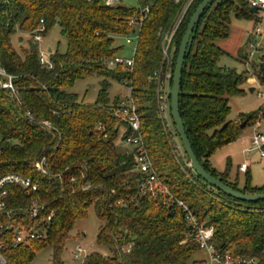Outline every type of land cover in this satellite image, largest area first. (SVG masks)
<instances>
[{
	"label": "trees",
	"instance_id": "1",
	"mask_svg": "<svg viewBox=\"0 0 264 264\" xmlns=\"http://www.w3.org/2000/svg\"><path fill=\"white\" fill-rule=\"evenodd\" d=\"M123 1L108 5L104 0H0V60L16 75L18 89V94H12L0 85V176L16 172L39 185L32 195L10 186L11 206L38 197L49 205L45 213L56 210L42 239L14 247L11 234L4 235L6 262L0 260V264H32L36 252L48 245L54 247L53 264H62L60 252L71 230L92 206L101 220L98 241L108 245L112 255L94 252L84 264H206V259L194 257L201 249L189 235L183 212L151 196L131 202L142 175L136 168V150L117 144L125 143L129 131L114 114L122 97L109 96L110 79L131 81L155 169L200 221L215 227L216 247L256 256V264H264V200L233 198L210 186L184 162L180 164L157 113L155 85L149 77L163 65L162 33L174 25L186 0H137L136 5ZM201 1L191 2L173 37V67L183 34ZM139 4H150L151 9L139 29L133 71L111 68L107 60L127 45L117 39L134 33L129 22ZM259 12L252 11L249 0H212L192 34L180 85V111L196 155L210 173L245 193L264 192V186H253L248 174L246 185L239 187L229 181L227 171L212 165L211 157L237 140L264 110L262 106L241 113L238 120L230 118V98L246 94L244 86L251 75L222 64L227 52L220 44L231 35L233 15L259 22ZM41 20L46 26L44 36L58 23L67 38L66 52L53 50L52 69L41 64L38 44L31 38L22 36L20 48L12 43L17 29L23 35L32 33ZM261 52L253 74L264 88V47ZM239 57L247 59L243 48ZM92 75L102 77L101 88L97 101L86 103L69 88ZM43 157L49 174L36 166ZM119 200L124 204H118ZM5 219L0 217V222ZM128 243L132 250L121 252L120 247Z\"/></svg>",
	"mask_w": 264,
	"mask_h": 264
},
{
	"label": "built area",
	"instance_id": "2",
	"mask_svg": "<svg viewBox=\"0 0 264 264\" xmlns=\"http://www.w3.org/2000/svg\"><path fill=\"white\" fill-rule=\"evenodd\" d=\"M118 1L120 0H104L108 5L115 4ZM192 1L193 0H186L174 25L169 30L162 33L163 65L149 77V81L155 85L157 113L173 146V153L180 164L184 162L189 167H191V164L186 156L184 146L171 115V88L174 74L173 37ZM249 2L251 7H259L261 10L264 9V0H249ZM150 9V4H146L145 6L138 5L137 13L129 22L130 26L135 28L134 33L124 37L125 43L130 46V54L124 55L119 53L114 55L107 60V66L111 68L122 66L127 71H133L139 39V29L149 14ZM45 31L46 26L44 20H41L40 25L34 32H27L24 36L26 38H31L38 44V56L41 64L52 69L54 63L51 59V55L54 51L51 47L43 49L40 45L44 38ZM255 34L263 37L264 31L260 26H257ZM259 44L260 40L257 41L256 46L258 47ZM15 77L16 75L10 73L0 60V85L10 90L12 94H18V89L14 82ZM123 83L129 87V93L124 95L120 103L114 108V114L119 118L124 130L128 129L129 131L124 138V142L136 150V168L142 175L138 185V193L131 197V202L135 203L142 197L151 196L160 199L161 202L169 204L172 207L175 206L183 212L190 227L189 235L197 241L199 248L207 253L206 264H256L258 260L256 256H248L246 254L236 255L229 250L217 248L214 242L215 227L200 221L193 213L190 205L173 194L169 184L163 180L159 172L155 169L154 163L149 155L142 132L138 104L132 94L131 81L125 79ZM262 92L260 91L259 95H263L264 92ZM43 123L50 125L48 121H44ZM263 124L264 112H261L253 123L254 135L252 137L251 147L246 150L247 153L258 150L261 156H264V133L260 131ZM101 128L102 126L100 125L99 129ZM36 166L42 173L49 174V166L45 157L39 160ZM249 166V162L245 161L240 166V170L247 171ZM57 176L62 178L61 173ZM72 180L75 181V178L73 177ZM10 186L21 187L26 195H32L39 190L38 183L29 176L21 175L16 172H8L0 176V217L6 218L0 222V260L3 263L6 262L4 256V249L6 248L4 235L11 234L10 242H12L14 247L30 240L42 239L46 237L50 221L56 213V210L52 208L49 209L48 214L45 213L49 205L47 202L41 201L38 197L32 198L29 203L11 206L9 204V198L11 196ZM89 188V184L84 186L85 190ZM124 202V200H119L118 204H124ZM120 250L123 253H128L132 250V244H125L120 247ZM71 252L75 260H80L82 258L86 259L88 256L87 248L81 243L73 247Z\"/></svg>",
	"mask_w": 264,
	"mask_h": 264
},
{
	"label": "rangeland",
	"instance_id": "3",
	"mask_svg": "<svg viewBox=\"0 0 264 264\" xmlns=\"http://www.w3.org/2000/svg\"><path fill=\"white\" fill-rule=\"evenodd\" d=\"M128 5H136L137 0H124ZM260 21L256 22L252 19L238 18L235 15L231 18V26L234 33L231 34L228 40H231L235 51V47L240 40L238 35L239 30L245 34L240 40V48L244 49L247 59H241L233 53H228L222 57V64L229 67L236 68L239 72H247L250 76L249 81L245 84L246 94L239 96H232L230 98L231 113L230 118L239 119L241 113H252L264 106V88L256 80L253 71V64L259 62L262 54L261 49L264 47V36L261 43L256 46V28L260 26L264 31V9L259 12ZM235 34V35H234ZM252 34H255L254 36ZM24 36L22 31L17 29L12 36V43L16 48H20L22 43L21 37ZM233 36V37H232ZM232 37V39H231ZM260 37V36H259ZM117 43H125V38L119 37ZM24 46H28L26 38L23 40ZM254 44V45H252ZM41 48L46 49L51 47L54 51L61 53L67 50V38L62 35L60 24L52 26L41 42ZM238 46V45H237ZM232 51V50H231ZM124 55L130 54V46L126 45ZM249 59V62H248ZM253 74V76H252ZM102 77L92 75L86 78L78 79L76 83L69 88L70 91L79 94L80 100L86 103H94L98 99V93L101 88ZM109 96L114 99L116 96L123 97L129 93V87L114 79H110ZM255 87L254 92L250 91L251 87ZM263 95H259V92ZM261 112H264L261 111ZM264 133V124L260 129ZM254 135L253 124L244 128L241 136L219 149L211 157L212 165L221 172H228V179L233 183H237L239 187H243L247 183L248 174L250 175V183L253 186H264V156H261L258 150H253L247 153V148L251 147L252 137ZM120 148L129 147L128 144L117 141ZM249 162L248 173L240 170V166L245 162ZM101 220L98 217L94 206L90 207L88 215L85 218L79 219L75 227L70 232V238L67 240L63 250L60 252L62 264H84L85 258L75 260L72 255V249L77 244L81 243L87 248L88 255L94 252L101 253L105 256L112 255V250L106 244L99 243L98 233ZM54 247L51 245L45 246L38 250L32 260V264H53ZM195 258H207V253L204 250H198L194 256Z\"/></svg>",
	"mask_w": 264,
	"mask_h": 264
},
{
	"label": "water",
	"instance_id": "4",
	"mask_svg": "<svg viewBox=\"0 0 264 264\" xmlns=\"http://www.w3.org/2000/svg\"><path fill=\"white\" fill-rule=\"evenodd\" d=\"M212 0H202L199 5L197 6L196 10L192 14L189 23L186 27V30L183 34L181 44L179 47L178 56L176 59L175 67H174V74H173V82L171 88V115L182 141V144L185 149V153L188 157V160L191 164V168L194 172L200 176L205 182H207L210 186L216 188L217 190L242 201L247 202H257L264 200V192L258 193H245L238 189L233 188L231 185L223 182L220 178L214 176L210 173L202 164L198 156L196 155L189 135L187 134L185 124L183 122V118L180 111V85H181V78L182 72L185 62L186 53L188 50V46L196 27L199 19L201 18L202 14L204 13L207 6L210 4ZM261 9L259 7H252L253 12H259ZM256 88L253 86L250 88L251 92H254ZM246 125L244 122L241 127L243 128Z\"/></svg>",
	"mask_w": 264,
	"mask_h": 264
},
{
	"label": "crops",
	"instance_id": "5",
	"mask_svg": "<svg viewBox=\"0 0 264 264\" xmlns=\"http://www.w3.org/2000/svg\"><path fill=\"white\" fill-rule=\"evenodd\" d=\"M232 27V26H231ZM232 33H234L233 32V30H231V34ZM244 32L242 31V30H239V33H238V35H239V37H240V40H242V38H243V36H244ZM235 35V34H234ZM253 36L255 35V34H252ZM231 36V35H230ZM230 36L227 38V39H223V40H221L220 41V44H221V46L228 52V53H233L234 55H237V56H239V51H240V45L239 44H241L240 43V40L238 41V46L236 45V47H235V51H234V48L233 49H231L232 47H233V44H232V42H231V40H228L229 38H230ZM233 37V36H232ZM232 37H231V39H232ZM262 37H259L257 34H256V40L257 41H259L260 40V42L262 41ZM48 48H50V47H48ZM232 50V51H231ZM128 148V147H127ZM126 148V149H127ZM249 170V168L247 169V171ZM242 171V170H241ZM246 171V172H247ZM243 172H245V171H243Z\"/></svg>",
	"mask_w": 264,
	"mask_h": 264
}]
</instances>
